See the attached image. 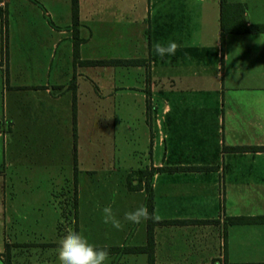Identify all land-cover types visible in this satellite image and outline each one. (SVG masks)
Instances as JSON below:
<instances>
[{
    "label": "crops",
    "instance_id": "1",
    "mask_svg": "<svg viewBox=\"0 0 264 264\" xmlns=\"http://www.w3.org/2000/svg\"><path fill=\"white\" fill-rule=\"evenodd\" d=\"M225 1L245 5L246 25L264 24V0ZM77 4L73 26L71 0H0V264L5 244L11 264H28L15 246L23 242L15 233L8 236L7 226L24 219L18 211L25 177L19 170L24 160L20 124L29 103L35 109V130L48 123L59 138L35 137V177L44 159L52 166L50 205L53 194L67 189L77 210L87 192L96 195L99 206L105 179L114 180L113 190H119L116 209L123 229L115 242L98 246L146 244L147 221L124 220L126 211L146 207V176L139 181L137 171L207 166L154 171L149 177L152 215L161 221L152 228L153 263L264 264V222L229 221L264 216V32H223L220 0ZM35 8L53 23L48 28L53 72L48 80L26 85L9 73L2 50L10 40L12 17ZM169 41L179 47L162 59L153 45ZM104 129L113 162L106 170ZM60 131L67 135L64 160L55 148ZM46 142L54 147L50 155ZM234 146L260 148L231 150ZM128 178L140 187L129 189ZM40 219L35 217L36 225ZM108 253L106 264H148L145 252ZM48 254L45 262L35 255L34 264H59L57 250Z\"/></svg>",
    "mask_w": 264,
    "mask_h": 264
},
{
    "label": "rangeland",
    "instance_id": "2",
    "mask_svg": "<svg viewBox=\"0 0 264 264\" xmlns=\"http://www.w3.org/2000/svg\"><path fill=\"white\" fill-rule=\"evenodd\" d=\"M19 16L11 19L10 40L4 46L2 56L4 60L7 58L9 60V73L15 75L18 81L23 84L34 85L35 82L48 80L52 76L53 66L50 65L51 49L48 28L53 23L47 14L37 8L33 11L23 9L21 16ZM26 94L30 95L31 93L26 92ZM29 104V108L24 110V120L20 124L24 138V160L19 166V170L25 177L22 185L19 186L18 211L23 214L24 219L19 220L20 225L18 226H7L8 236L15 233L18 241L28 245L17 247L22 252L19 255L26 256L25 259L28 264L35 263V255L39 256L36 260L45 262L48 260V253L59 248V246L51 245H59L60 240L69 231L82 233L95 246L115 242L123 228L117 230L110 224H105L102 211L104 207L111 206L116 217L121 220L116 209L119 190H113L115 184L112 181L114 180L105 179V192L103 198L99 195L103 199L99 206L95 205L96 195H91L89 192L84 193L83 198H88L87 201H80L77 217L74 215L73 198L70 193H67V189L61 194H53V205L47 202V190L51 187V179L48 177V173L52 171L49 169L52 166L50 162L44 159V163L39 168V177H35V137L44 141L59 138L58 135L56 137L55 131L50 128L48 123L43 125L41 129L35 130V109L32 110ZM102 133L104 134L103 152L106 170L112 167L113 162L110 158L109 133L106 129ZM59 134L62 139L59 145L55 147L58 148L56 154L61 155L64 160L63 154L65 157H68L69 154L67 143L66 145L63 144L65 139L67 140V135H63L62 131ZM90 148L89 146L86 149L89 150ZM127 148L125 146L126 150ZM53 149L54 147L48 146V142L45 143L46 155L52 154L51 150ZM80 180H83V177L79 178ZM38 206L41 208L37 209ZM35 217H41L38 225L35 224ZM55 219L56 223L52 225V221ZM2 232L3 226L0 225V241ZM21 260L23 258L17 259L19 262Z\"/></svg>",
    "mask_w": 264,
    "mask_h": 264
},
{
    "label": "trees",
    "instance_id": "3",
    "mask_svg": "<svg viewBox=\"0 0 264 264\" xmlns=\"http://www.w3.org/2000/svg\"><path fill=\"white\" fill-rule=\"evenodd\" d=\"M71 8H72V24L73 26H76L78 23V4L77 0H71ZM220 8H221V29L222 31H228V30H234L237 32H264V24H251L246 25L245 16H244V10L245 5L244 4H230L227 3L225 0H220ZM229 12V14H227ZM231 12V13H230ZM76 32V29H75ZM78 42L75 41L73 46V54L76 58L78 55ZM113 60H85L82 63L84 64H99V65H108L111 64ZM135 62V61H130ZM74 113H75V104L73 99V120H74ZM260 147H250V146H234L230 147L231 150L234 151H241V150H249V149H255ZM209 167H158V168H152L149 171L146 170H140L138 172V180L140 181L142 176H146V191H147V198H146V208L148 209V212L150 215H152V192L149 188L148 179L152 175L154 171H160V170H185V169H194V170H202V169H208ZM130 178L127 179V185L129 189H137L140 187V183L138 185H135L134 187L131 185ZM74 206V215L77 217V208H76V202L75 199L73 201ZM232 223H247V222H264V216H255V217H247V216H239V217H231L229 219ZM161 221L149 219L147 220V242L143 246H125V247H119V246H108V247H102V246H96L98 249H105L108 252H117L119 250H123L124 252H145L147 253V262L148 264H154L153 262V232L152 228L153 225L156 223H159ZM177 222V221H173ZM15 246H28L25 244H17ZM51 246H59L56 244H53ZM9 251H10V245L5 244V259L3 264H11L10 263V257H9Z\"/></svg>",
    "mask_w": 264,
    "mask_h": 264
},
{
    "label": "clouds",
    "instance_id": "4",
    "mask_svg": "<svg viewBox=\"0 0 264 264\" xmlns=\"http://www.w3.org/2000/svg\"><path fill=\"white\" fill-rule=\"evenodd\" d=\"M178 47L175 42L169 41L167 45L155 43L153 50L163 59L166 55L174 56ZM102 211L105 224H110L117 230L122 229L123 225L114 214L111 206L104 207ZM149 219L155 220L158 217L150 215L144 206L124 215V220L134 224H140ZM57 256L59 264H106L109 253L105 249H98L82 233L69 231L59 242Z\"/></svg>",
    "mask_w": 264,
    "mask_h": 264
}]
</instances>
